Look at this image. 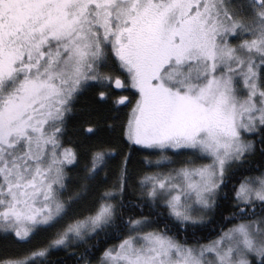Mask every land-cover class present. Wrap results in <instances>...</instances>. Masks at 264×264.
I'll use <instances>...</instances> for the list:
<instances>
[{
  "label": "snow or ice",
  "instance_id": "6c2138e0",
  "mask_svg": "<svg viewBox=\"0 0 264 264\" xmlns=\"http://www.w3.org/2000/svg\"><path fill=\"white\" fill-rule=\"evenodd\" d=\"M0 264H264V0H0Z\"/></svg>",
  "mask_w": 264,
  "mask_h": 264
},
{
  "label": "trees",
  "instance_id": "16d2710c",
  "mask_svg": "<svg viewBox=\"0 0 264 264\" xmlns=\"http://www.w3.org/2000/svg\"><path fill=\"white\" fill-rule=\"evenodd\" d=\"M117 94H118V95H121V94H122V95H129V93H122V92H119L118 90H117ZM125 111H127V110L125 109Z\"/></svg>",
  "mask_w": 264,
  "mask_h": 264
}]
</instances>
